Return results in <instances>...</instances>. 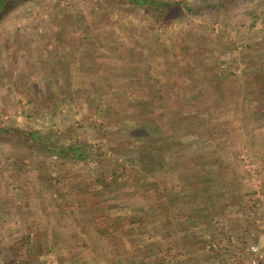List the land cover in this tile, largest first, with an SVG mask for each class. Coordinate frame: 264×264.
Listing matches in <instances>:
<instances>
[{"label":"rangeland","instance_id":"obj_1","mask_svg":"<svg viewBox=\"0 0 264 264\" xmlns=\"http://www.w3.org/2000/svg\"><path fill=\"white\" fill-rule=\"evenodd\" d=\"M157 1L179 5L23 0L0 21V127L85 158L0 143V264H254L251 231L264 264L241 180L264 152V0ZM220 202L224 249L195 234Z\"/></svg>","mask_w":264,"mask_h":264},{"label":"trees","instance_id":"obj_2","mask_svg":"<svg viewBox=\"0 0 264 264\" xmlns=\"http://www.w3.org/2000/svg\"><path fill=\"white\" fill-rule=\"evenodd\" d=\"M23 0H0V21L8 13H10L15 7L18 6ZM136 5H142L144 3H153L157 8H167L168 10L174 9V6L179 5V3H165L157 0H130ZM26 138L33 140L36 145H38L43 151L50 153L51 155H64L73 154L72 159L79 160L84 158L83 151L73 145L67 147H55L48 142V138L41 135L40 132H30L20 128H10V127H0V143H17L21 144ZM85 159V158H84ZM145 163V162H144ZM144 165V164H143ZM145 166V165H144ZM96 183L101 184L102 178L97 177L94 180ZM103 184V183H102ZM105 186L109 185L107 182L104 183ZM116 198V197H115ZM117 200V199H116Z\"/></svg>","mask_w":264,"mask_h":264},{"label":"crops","instance_id":"obj_3","mask_svg":"<svg viewBox=\"0 0 264 264\" xmlns=\"http://www.w3.org/2000/svg\"><path fill=\"white\" fill-rule=\"evenodd\" d=\"M253 88L255 90L257 87H251L250 89H253ZM254 90H252V92H254ZM258 91L261 92L262 90H257L255 92H258ZM249 122H250V120H249ZM263 153L264 152H262V154H260L261 156H258L256 158L257 160H260L261 163L262 162L264 163V154ZM250 156H252V155H250ZM251 158L253 159L254 157H251ZM261 173H262V176L260 178L263 180V183H264V168H262V172ZM245 176H248V175H245ZM241 180H242V182H243L244 185H246L248 183L247 179H245L243 177H242ZM249 187H250L249 188V195L248 194L247 195L249 196V199L250 200H254L256 198V192L254 191L253 188L251 189V185L250 184H249ZM180 201L181 200H175V203H174L175 205H177V206L174 207V210L176 209V211H177V215H175L176 216L175 220L181 219V220H187V221L189 220L190 221V220H193L194 218H201V217H204L205 216L203 213L200 215L199 212H194V210L192 209V206L191 207L189 206V210L184 211L186 209V206L184 205L185 204V200H183L184 201L183 203L180 202ZM212 201H215V200H212V199H210V200H203V202H202V200H200L199 204L201 203V205H203V204L211 205V202ZM188 203H194V201H192V202L191 201H188ZM215 203H217V201H215ZM222 203L223 202L218 203L219 205H217V204L216 205H212V209H214V210L211 211V213L214 214V216H211L210 218H207L206 217V220H204L205 222L203 223V228H202L203 231L200 230L201 231L200 233H195V234H197L196 236H200V235L206 234L207 233L206 231H208V227H209L208 225L209 224H212L211 225V226H213V229L212 230H214V233H212L213 236L215 238H217V240L219 242L220 241H224L225 242L224 239H225V236H228V233L226 231V228L223 227V224L226 223V222H228V220H231V218H233L231 216L232 215V212L237 207L234 206V205H230L228 207V206H225V203H223V204ZM157 204L158 203L156 202L153 205H156V207H157ZM173 212L175 213V211H173ZM193 213H198V214H193ZM181 216H182V218H179ZM152 217L154 218L155 216L153 215ZM182 223H185V221H183ZM187 227H190V225H188L186 227L185 226H182V228H179L177 231H179L180 233L184 234V233L188 232V230H189V228H187ZM217 227H221V228H217ZM191 234L192 233L190 232V234L187 235L186 237L191 236Z\"/></svg>","mask_w":264,"mask_h":264},{"label":"built area","instance_id":"obj_4","mask_svg":"<svg viewBox=\"0 0 264 264\" xmlns=\"http://www.w3.org/2000/svg\"><path fill=\"white\" fill-rule=\"evenodd\" d=\"M242 164L245 169V171L248 173L247 181L248 183L253 187L254 191L256 192V205H253L254 213L252 216L255 218V221L257 225H261L264 221V194L262 193V188L264 187L263 180L259 176V169H260V162L252 159L251 157L242 156ZM263 227V226H258ZM248 238V244L246 245V251L250 252L254 257H256L257 261H261L260 259H263V255L261 254L260 246L258 245L256 239H257V232H248L246 234ZM247 241V240H246ZM250 241V242H249ZM214 247L217 248H223L226 247L225 242H218ZM256 260L253 262L256 264Z\"/></svg>","mask_w":264,"mask_h":264}]
</instances>
